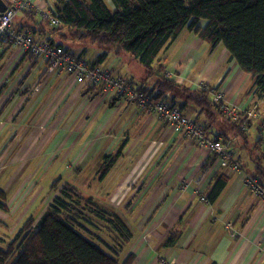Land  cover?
I'll return each instance as SVG.
<instances>
[{
	"label": "crops",
	"instance_id": "crops-1",
	"mask_svg": "<svg viewBox=\"0 0 264 264\" xmlns=\"http://www.w3.org/2000/svg\"><path fill=\"white\" fill-rule=\"evenodd\" d=\"M199 23L201 25L203 22ZM42 25H45V23H42ZM57 44L66 50H72L61 42ZM186 44H191L189 46L190 50H187ZM221 46L218 45L212 50L203 41L199 40L193 31L184 29L169 45L168 49L160 55L159 63L163 65L165 75L170 81L185 86L191 91L202 90L203 87L217 90L215 95L224 94L223 104L228 108H235L236 116L232 121H235L236 124L228 122L225 118L217 117L213 120L209 130L210 133L207 135L210 138L225 139V142L231 147L232 162L239 169L223 168L221 163L215 159L207 166L206 163L211 160L212 154L203 152L208 154L204 158V154L196 152L201 149L192 142L193 146L191 145L188 148L185 145L181 151L177 150L175 155L168 153V156L162 157V160L159 158L160 161L156 162L158 168L153 169L152 172L154 173L150 182H147L146 187L140 194L141 196L133 202V206L131 205L132 207L123 215V222L130 230L132 239L126 245L125 250L120 253L119 261L123 262L129 255H132L134 257L132 264H264V201H259L246 186V179L256 180L254 177L256 167L252 158L258 161L257 166L264 168V152H260L255 148L258 121L264 118V98H259L254 94L253 82H251V86L249 85L248 79H251L250 76L241 72L234 61L228 60L227 53ZM77 50V53L71 54L86 60L88 63L94 61L95 57L100 54V52H96L94 58L88 60L85 57L83 47H79ZM11 51L16 50L3 51L0 58L3 56L5 58L7 54H11ZM205 51L208 52L206 55L210 60L196 68V73L193 72L195 61L201 59ZM199 53H202L201 56H199ZM176 54H182V60L174 62L173 58ZM21 57L22 59L18 56L13 65L18 61L25 63V65H28L27 61L31 64L29 65V77L21 88L24 92L18 97L15 95L13 99L9 98L7 100L5 93L0 95V105L6 101V111L0 115V147L6 146L7 148L0 159L2 158L3 161L11 163V166H22L26 163L24 150L28 149L30 142H32L29 135L25 137L20 134V137L16 139L12 129L15 123L25 122L29 118L32 108L38 104L41 109L42 107L45 108L44 112L41 114L35 112L33 117L37 118L39 116L38 122L42 124L43 129L39 133L36 126H34L33 134L47 133L44 128H46L48 122L50 126L47 129L55 131L52 121L47 122L46 120L47 117L52 116V112L49 109L45 111L47 108L45 100L39 99L44 95H46V98L49 97L54 86H64L63 82L66 81V79L63 81L60 78L50 77L48 82H45L47 79L43 78V71L37 65V62L30 56ZM121 57V55L109 53L102 65L114 63L124 81L137 89L143 86L144 89L152 91L154 78L147 79L146 77L137 76L129 68L131 61L129 57L126 56L128 62L121 59ZM11 62L9 60L6 66ZM215 63L217 66L213 68ZM18 66L19 63L13 69ZM212 69L219 74L218 77L211 73ZM193 73H195L194 78L192 77ZM51 81L54 82L49 91L44 94L40 93L33 100L35 95ZM204 81L211 86L202 85L201 83ZM38 83L44 86L36 93L35 87H32ZM14 86H17V84ZM29 87H31V90L34 89L33 93H30ZM73 87H77V85L71 84L67 89L72 90ZM249 87L251 92H249ZM93 95L99 96V94ZM170 98H173L177 107L183 108V114H188L189 119L192 112L195 111L193 120L198 124H202L203 116L200 115L199 110L191 105H184L178 96L173 97L170 95ZM41 101L44 103H39ZM109 101L114 105L110 106L112 109L120 106L119 108L125 109L126 112L133 110L127 120L134 114L135 116L138 114L143 120L144 110V112L140 111L138 107L128 104L122 98H114ZM18 103H22L20 106V108L23 107L20 110L22 115H18L19 117L13 122L15 114L12 117V108ZM145 113L149 116L147 112ZM62 115H59L56 123L61 122ZM223 115L227 117L224 113ZM153 121L149 118V122L152 123ZM153 124L156 126L155 123ZM166 124L158 122L159 126H156V132L154 131V137L158 138V144L161 146H167L173 136V130ZM246 124L249 127H245ZM139 125L142 127L150 126V124L145 123V119ZM240 131H244L247 137L242 139L238 133ZM38 135L36 140H39ZM46 146L45 143L41 147ZM261 147L264 149V139ZM10 148L11 151H8ZM16 148L18 150L15 152L14 149ZM95 153L96 150L92 154V159ZM99 155L100 153H97L93 160L97 161ZM116 155L119 156V152ZM199 157L204 158L205 161L202 167L198 166L202 163V159ZM15 163L19 164L16 165ZM2 166L1 162L0 169H2ZM192 167L196 168L197 171H191L189 176H180ZM159 174L160 176H158ZM97 175L99 180V169ZM221 175L227 176L229 183L217 201L213 205L208 204L204 194L214 179ZM177 181L180 188L174 190ZM0 191L5 193L3 189H0ZM202 198L204 200H201ZM233 233L235 234L234 237L231 236ZM174 236L178 237L175 245L173 247L164 246L167 239Z\"/></svg>",
	"mask_w": 264,
	"mask_h": 264
},
{
	"label": "trees",
	"instance_id": "trees-1",
	"mask_svg": "<svg viewBox=\"0 0 264 264\" xmlns=\"http://www.w3.org/2000/svg\"><path fill=\"white\" fill-rule=\"evenodd\" d=\"M0 1L7 5L5 0ZM54 5L60 22L58 28H50L32 11L20 12L21 24L17 23L16 26L30 28L37 41L46 39L56 42L54 39L62 36L59 34L62 30L73 32L78 39L90 40L92 45L102 48V53L95 57L90 66L103 64L109 53L129 57L144 68L147 79L154 78L152 91L144 89L143 86L139 90L149 91L152 100L164 101L175 108L176 104L170 95L178 96L184 105H191L199 110L203 116L202 124L193 119L192 121L205 131L206 136L217 117L236 124L232 121L235 117L232 118L224 112L222 102L214 103L217 90L203 87L202 90L191 91L170 81L165 75L163 65L159 63L155 67L154 64L184 29L193 31L212 50L222 45L228 60L234 61L241 72L253 80L254 94L264 98V0H109V6L104 0H54ZM201 21L204 22L203 27L199 26ZM43 22L45 25L41 27ZM7 50L9 49L4 51ZM66 51L70 52L68 49ZM3 87L4 85L0 87V95ZM86 90L92 94H101V88ZM178 109L183 111L182 107ZM258 124L260 126L256 129L255 148L264 152L261 147L264 139V118ZM245 127L249 125L246 124ZM238 133L242 139L247 137L244 131ZM218 139L232 153L225 139ZM211 157L206 163L207 166L216 158L214 155ZM106 159L104 158L105 162L99 168L100 182L116 161V158L110 162ZM252 160L256 167V184L264 190V168L257 166L258 161L255 158ZM228 181L225 175L214 179L204 194L208 204L213 205L217 201ZM64 189L63 198L53 201L34 230L29 228L33 221L27 220L8 249H0V264H132V255L123 262L119 261L120 253L132 239V234L123 220L115 214L104 217V214L96 211V220L103 222L113 236L114 244L111 246L95 237L102 247L108 249L105 251L74 230L75 228L85 234L89 233L76 220L80 215L76 210L80 195L70 186ZM5 200V193L0 191L1 212L7 210ZM177 238L170 237L164 246L173 247ZM17 242L21 245V251L16 259L11 260L15 252L13 246Z\"/></svg>",
	"mask_w": 264,
	"mask_h": 264
},
{
	"label": "rangeland",
	"instance_id": "rangeland-1",
	"mask_svg": "<svg viewBox=\"0 0 264 264\" xmlns=\"http://www.w3.org/2000/svg\"><path fill=\"white\" fill-rule=\"evenodd\" d=\"M104 1L109 6V0ZM19 18H21V13L17 15L16 25L17 23L21 24ZM203 23L201 25L199 23V26H203ZM59 34L62 36H58L54 40L72 49L70 50L71 53L75 54L78 52L79 47H83L85 57L88 60L93 59L96 52L102 53V48L92 45L88 39H78L69 30H62ZM190 45L186 44L187 50H190ZM201 54L199 53V56ZM206 54H208L207 51L202 54L201 59L195 61L193 72L196 73V68L210 60ZM18 56L19 54L16 51H11V54H7L5 58L4 56L0 58V87L4 85L1 92L6 94V100L13 99L15 95L17 97L21 95L24 92L21 90L23 83L29 77V65L31 64L28 61L26 62L28 65L20 63V61L13 65ZM121 56V59L128 62L125 55ZM159 57L154 63L155 67L159 65L161 59ZM19 58L22 59L21 56ZM9 60L12 62L6 66ZM173 60L174 62L182 60V54H176ZM18 63L19 66L13 69ZM216 66V63L213 64V68ZM129 68L137 76L146 77V71L137 62L131 60ZM195 73L192 74L193 78ZM211 73L215 74L216 77L219 76L214 69L211 70ZM44 75L42 73L43 77ZM55 78L65 81L64 76H55ZM248 80L251 86L253 81ZM45 82H48V77ZM53 82H49L43 90L41 89L44 85L40 86L41 91L35 95L33 100L40 93H47ZM125 82L127 83V81ZM67 83L76 86L71 79H68L63 82L64 86L53 87V91L50 93L51 97L46 98V95H44L39 99L45 100V106L47 107L45 111L51 110L52 116L47 117L46 120L47 122L52 121L55 131L47 129L50 126L48 122L46 128H44L47 133L39 134L43 126L38 122L39 116L35 118L33 114L35 112L41 114L45 108L42 107L41 109L38 104L32 108L29 118L25 122H16L12 128L16 139L20 137V134L25 137L29 135L32 142H30L28 149L24 150L26 159L24 165L18 166L19 163H15L17 166H11V163L3 161L2 158L0 159L3 165L0 169V189L5 192L7 206L5 212L0 211V249L2 250L8 249L17 232L27 220L31 219L33 221L29 224V228L34 230L53 201L56 198H63L64 187L70 186L80 195V201L76 207V210L80 213L76 219L78 225L90 234H85L75 228L74 230L108 251L106 247H102V244L97 242L95 237L111 246L114 244L112 241L113 236L103 222L96 220V211L98 210L100 214H104V217L115 214L123 220V215L133 206V202L141 196L140 194L146 187L147 182H150L154 173L152 172L153 169L158 168L156 162L162 160V157L168 156V153L175 155L176 151H181L185 145L188 148L191 145L193 146L189 140L191 138L183 134V131L177 132L175 130L172 131L173 136L169 144L161 146L158 144V138L154 137V131L156 132V126H159L158 122L164 125L166 123L159 116L148 113L149 116H153L149 117L140 109L144 112L143 120L145 119V123L150 124L148 127H142L139 124H142L143 120L138 114L136 116L134 114L127 120L133 110L126 112L125 109L119 108L120 106L110 108L114 105L109 100L114 98L106 97L102 90L99 96H94L92 92H87L86 89L79 86L73 87L74 90L67 89L69 87ZM15 84L17 86H14ZM201 84L211 86L206 81ZM13 86L14 88H12ZM29 88L30 93H33L34 89ZM249 92H251V89ZM5 103L6 101L0 105V115L6 111ZM21 105L22 103H18L12 108V117L15 114L13 122L22 115L20 110L23 107L20 108ZM195 113V111L192 112L190 119H193ZM60 114H63V119L60 123H56ZM148 117L154 121L149 122ZM34 126H36L39 133L33 134ZM259 126L260 124L257 127ZM37 135L39 140H36ZM45 143L47 146L41 147ZM17 150L18 148L14 149L15 152ZM95 150L96 153L93 159L97 153H100L97 161L91 158ZM6 151V146L0 147V156ZM8 151H11V148ZM118 152L119 156L116 155ZM196 152L204 154V158L208 155L203 153L208 152L206 150ZM104 158H107V162L116 158V162L107 177L100 182L97 172L100 165L105 162ZM159 158L161 159L158 160ZM199 158L202 159V163L198 166L202 167L205 161L204 158ZM85 162L87 163L85 164ZM194 167L184 171L180 176H189L191 171H197ZM179 185L178 181L175 182L174 190H178ZM13 247L15 252L11 260L16 259L21 251V245L18 242Z\"/></svg>",
	"mask_w": 264,
	"mask_h": 264
},
{
	"label": "built area",
	"instance_id": "built-area-1",
	"mask_svg": "<svg viewBox=\"0 0 264 264\" xmlns=\"http://www.w3.org/2000/svg\"><path fill=\"white\" fill-rule=\"evenodd\" d=\"M6 10L0 14V54L7 48L16 50L19 56H30L43 69L44 79L64 76L66 80L84 89L97 88L104 92L106 97L122 98L128 104L145 110L149 114L159 116L174 131H183L196 147L206 150L216 156L215 160L223 168L232 170L239 167L232 162L228 146L217 137L206 136L205 131L194 121L185 116L178 108L169 106L164 101L152 100L149 91L142 92L126 83L118 73L114 63L109 65L90 66L84 59H76L70 52L56 42L46 39L35 40L30 28L17 27L15 20L22 11L34 12L40 20L46 22L50 28L60 25L58 11L54 0H5ZM41 83L35 86L36 93ZM221 95L214 96V102H221ZM224 112L230 116V109L224 105ZM231 117V116H230ZM246 186L254 193L259 201H264V190L259 188L256 181L247 180ZM201 200H204L203 198ZM232 237L235 236L233 233Z\"/></svg>",
	"mask_w": 264,
	"mask_h": 264
},
{
	"label": "bare ground",
	"instance_id": "bare-ground-1",
	"mask_svg": "<svg viewBox=\"0 0 264 264\" xmlns=\"http://www.w3.org/2000/svg\"><path fill=\"white\" fill-rule=\"evenodd\" d=\"M219 95H221V97H222L221 102L223 103V100H224V94H223V93H219ZM229 109H230V113H231L230 116H231L232 118H234V117L236 116L235 108H233V107H229Z\"/></svg>",
	"mask_w": 264,
	"mask_h": 264
},
{
	"label": "water",
	"instance_id": "water-1",
	"mask_svg": "<svg viewBox=\"0 0 264 264\" xmlns=\"http://www.w3.org/2000/svg\"><path fill=\"white\" fill-rule=\"evenodd\" d=\"M6 10V4L3 1H0V14L2 15Z\"/></svg>",
	"mask_w": 264,
	"mask_h": 264
},
{
	"label": "clouds",
	"instance_id": "clouds-1",
	"mask_svg": "<svg viewBox=\"0 0 264 264\" xmlns=\"http://www.w3.org/2000/svg\"><path fill=\"white\" fill-rule=\"evenodd\" d=\"M213 101H214V98H213ZM215 103V102H214Z\"/></svg>",
	"mask_w": 264,
	"mask_h": 264
}]
</instances>
